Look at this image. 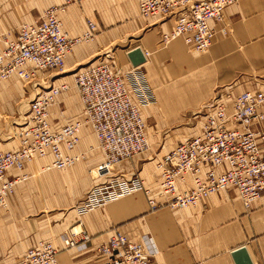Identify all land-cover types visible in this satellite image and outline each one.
<instances>
[{"label": "crops", "instance_id": "obj_1", "mask_svg": "<svg viewBox=\"0 0 264 264\" xmlns=\"http://www.w3.org/2000/svg\"><path fill=\"white\" fill-rule=\"evenodd\" d=\"M51 6L64 7L59 18L72 37L88 29V20L98 27L92 41L77 44L68 54L66 71L110 57L118 68L127 70L137 67L128 57L130 50L141 47L149 53L147 61L139 65L155 97L153 106L144 109L149 129L172 132L168 136L179 133L165 141L151 134V146L171 148L155 155L149 150L123 160L114 165L112 173L127 177L138 174L144 186L155 192L162 180L157 162L201 131L203 118L195 112L215 90L236 94L264 90V0H239L228 6L224 20L213 23L215 35L206 52L195 51L183 38L162 43L161 34L174 29L175 19L141 16L138 0H0V52L21 25L38 22ZM223 27H227V33H223ZM78 71L37 88L43 91L57 83L73 84ZM54 74L40 73L29 81L13 75L0 85V150L19 144L22 124L12 134L9 117L34 99V85H38L34 81L50 79ZM49 112L54 131L69 121L85 118L77 91L61 93ZM193 118L196 123L190 127ZM81 139L79 146L68 153L85 156L68 169H46L53 161L49 154L35 157L23 171L14 169L6 175L7 179L22 174L28 178L16 184L9 206H0V264H17L22 254L40 241L51 242L59 249L60 264H98L104 260L98 248L116 228L137 242H143L146 235L154 240L157 255L151 264H238L234 254L240 248L247 249L252 264H264V196L246 208L233 187L211 194L198 206L156 211L150 210L147 195L141 190L78 215L76 200L105 179L92 171L103 162L104 155L89 125L83 126ZM89 170L95 179H89ZM188 187L187 183H178L180 192ZM76 217L91 235L86 249L77 252L67 250L63 242L67 227Z\"/></svg>", "mask_w": 264, "mask_h": 264}, {"label": "built area", "instance_id": "obj_2", "mask_svg": "<svg viewBox=\"0 0 264 264\" xmlns=\"http://www.w3.org/2000/svg\"><path fill=\"white\" fill-rule=\"evenodd\" d=\"M239 0H138L143 17L175 19L170 32L161 34V42L183 38L197 52H206L213 43L214 22H222L228 6ZM62 6L47 8L36 23L23 24L0 52V85L13 75L32 80L40 73L63 72L66 58L81 42L92 41L97 24L88 20V29L72 37L64 30L59 12ZM227 33V27L222 28ZM146 57L149 55L145 53ZM89 64L79 70L74 87L84 105L85 118L69 121L54 131L49 109L57 97L71 89L69 83L41 91L30 102L18 132L19 144L0 150V206L8 207L15 186L27 174L7 179L11 170L23 171L35 157L51 154L46 169L65 170L84 158L70 154L81 143V131L89 125L98 139L104 160L92 171L105 177L86 192L78 215L109 201L143 190L151 211L162 207L172 210L198 206L220 190L233 187L246 208L264 196V90L248 89L241 93L217 89L195 115L203 118L201 131L179 143L157 162L161 173L158 191L144 186L138 174L127 177L113 174L114 165L150 150L148 125L142 107L155 97L139 66L121 70L114 57ZM131 81H130V80ZM137 95H135V93ZM207 167V170H205ZM188 178L191 182L188 183ZM189 184L184 192L178 183ZM165 199L160 201V198ZM91 239L81 221L72 225L63 242L69 251L86 249ZM104 260L98 264H151L157 255L154 240L146 235L143 242L128 238L119 228L98 248ZM59 249L40 241L26 250L17 264H60ZM166 264V263H163Z\"/></svg>", "mask_w": 264, "mask_h": 264}, {"label": "rangeland", "instance_id": "obj_3", "mask_svg": "<svg viewBox=\"0 0 264 264\" xmlns=\"http://www.w3.org/2000/svg\"><path fill=\"white\" fill-rule=\"evenodd\" d=\"M118 48H120V47H118V46H116V48L115 49H118ZM114 49V48H113ZM95 59H97V57H95V58H93L91 61H90V63L91 62H93ZM89 64V63H88ZM88 64H85V65H83V66H81L80 68H83V67H85V66H87ZM80 68H78V69H76V70H73V71H66V69L63 71V72H58V71H52V72H54L55 74L52 76V78H50V79H39V81H34V82H37V83H34V84H38V85H34V92H36V93H33V96L32 97H36V94L38 93V92H41L37 87H41L42 85L41 84H45V86H47V85H49L51 82L53 83L56 79H58V78H60V77H63V76H65V75H68V74H73V73H75L76 71H78ZM50 75V74H49ZM75 78V77H74ZM22 81H23V79H22ZM26 81H29V80H26ZM59 83H57L56 85H58ZM70 85H71V89L69 90V91H66V92H76V89H75V87H74V83L73 84H71V83H69ZM49 87H46V89H48ZM46 89H44V90H46ZM29 102V100H27V103ZM29 104L30 103H28V105H27V107H25V108H23V110L22 111H20V112H18V113H16L15 115H13V116H11V117H9V120H10V124L8 125L10 128H12V134H15V133H17V131H18V128L17 127H19V125L20 124H22L23 123V121H24V119H25V117L29 114ZM152 104H150V105H147V106H151ZM153 106V105H152ZM145 107L146 106H143L142 107V111H143V115L145 116V118H146V121H147V125H148V135H149V138L151 137V134L156 138V139H158V140H169V139H172L176 134H178L179 133V131H175L171 136H168V134L169 133H172V132H166V131H153V130H150L149 129V126H151V124L149 123V121H148V119H147V117H146V115H145V113H144V109H145ZM194 117V116H193ZM195 123H196V119H192V122H191V124L189 125L190 127H193V126H195ZM9 128V129H10ZM194 132V131H193ZM193 132H191V133H193ZM167 135V136H166ZM191 135V134H190ZM151 139V138H150ZM172 142L173 141H169V144H172ZM170 149L171 147H163V146H158V147H154V146H151V148H150V151L152 152V154L153 155H155L156 153H159L162 149ZM149 151V150H148ZM90 169H93V167L92 168H90ZM95 179V175L93 174V173H91V170H89V179L91 180V179ZM91 186V185H90ZM84 196H85V194H84ZM84 196H82L81 198H79L78 200H76L77 202H76V204L74 205V208H77L79 205H80V203L83 201V197ZM81 199V200H80ZM78 214V213H77ZM77 217L76 218H74V220L72 221V223L67 227V230H66V234H67V232H68V229L72 226V225H74L77 221Z\"/></svg>", "mask_w": 264, "mask_h": 264}, {"label": "water", "instance_id": "obj_4", "mask_svg": "<svg viewBox=\"0 0 264 264\" xmlns=\"http://www.w3.org/2000/svg\"><path fill=\"white\" fill-rule=\"evenodd\" d=\"M128 57L133 66L142 65L147 61L145 52L141 47H136L128 52ZM238 264H252V260L246 248H240L234 254Z\"/></svg>", "mask_w": 264, "mask_h": 264}]
</instances>
